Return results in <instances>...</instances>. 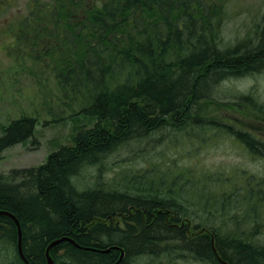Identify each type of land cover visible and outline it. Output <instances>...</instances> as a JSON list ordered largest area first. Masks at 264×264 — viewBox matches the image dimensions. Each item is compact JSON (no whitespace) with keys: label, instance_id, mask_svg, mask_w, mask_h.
I'll list each match as a JSON object with an SVG mask.
<instances>
[{"label":"trees","instance_id":"16d2710c","mask_svg":"<svg viewBox=\"0 0 264 264\" xmlns=\"http://www.w3.org/2000/svg\"><path fill=\"white\" fill-rule=\"evenodd\" d=\"M27 1L28 12L8 23L4 9L13 0H0L3 31L20 39L17 24L26 36L14 71L32 79L48 114L50 103L56 106V123L72 121L74 140L72 146L51 149L43 163L0 177V209L18 219L28 262L45 264L46 247L66 236L74 243L65 239L52 245L53 264H178L183 256L221 264L216 254L228 264H264V99L218 89L264 71V17L252 21L246 31L251 36L225 43L220 34L230 0ZM35 117L12 120L0 135V151L31 136ZM164 128L198 142L226 138L263 163L248 169L238 163L191 162V150L184 149L181 154L190 157L186 165L178 151L164 162L144 157L147 164L125 169L122 182L102 183L105 154L132 143L162 141ZM89 166L99 168L96 184L80 189L79 173ZM180 180L215 188L211 202L199 200L222 212L212 233L191 234L179 225L185 214L174 195L183 190ZM154 181L169 186L164 197L138 191L154 189ZM244 207L255 224L243 217ZM241 219L247 226L241 233L227 224ZM222 226L226 234L218 232ZM16 240L14 221L0 215V264H24Z\"/></svg>","mask_w":264,"mask_h":264},{"label":"rangeland","instance_id":"374dc122","mask_svg":"<svg viewBox=\"0 0 264 264\" xmlns=\"http://www.w3.org/2000/svg\"><path fill=\"white\" fill-rule=\"evenodd\" d=\"M23 0H17L15 5H10L4 10V15L9 18L8 23H11L13 19L21 17L28 12L26 7L27 4L22 5ZM27 1V0H25ZM228 13L230 16L226 19L224 27L222 29V34L225 43H231L235 38H245L251 36L248 32V28L252 25L253 20H261L264 17V0H230L228 4ZM3 12V11H2ZM2 20L0 18V135L5 131V127L10 124L13 119L21 118L24 115L38 114L39 119L34 127V132L32 138L23 141L22 143H16L15 145L5 148L0 151V177L7 175L13 168L29 167L32 165L39 164L43 162L46 154L60 145H74V140L72 137V121L66 119L58 124H50L47 121L50 116L47 115L46 107L41 103V96L39 95L38 88L33 83L32 79L23 73L15 72L18 66V60L16 59V53L20 47L25 46L26 36L22 34L19 25H15V28L20 34V39L18 35L15 36L13 31H3ZM14 23V22H13ZM252 38V37H251ZM12 45L11 49L8 46ZM7 48V49H6ZM24 63L27 64V58L24 57ZM26 69L25 67H23ZM225 85L218 87V89H234L240 92L249 93L252 95L264 99V71L262 73H254L252 75H247L243 77L234 78L231 82L224 83ZM221 93V92H219ZM51 109V119L57 118V109L53 103L49 105ZM66 113V112H65ZM237 114H235L236 116ZM245 117L249 120L253 117L246 114ZM46 121V123H45ZM86 120L81 118V122ZM94 123V120L90 121V126ZM262 125L264 126V120H262ZM191 133H199V129H194L192 127L188 128ZM260 133L264 132L260 129ZM161 131L165 135V139L162 141L150 140L147 143H132L128 144L126 148L114 150L111 153L105 154L100 162L102 183H112V182H122L123 173L125 169L141 168L147 164L141 158L147 157L150 161L164 162L168 160L170 156L174 155V152L178 151L179 158L180 154L184 149H190L191 152V162L200 161L205 162L208 165H228L233 163H238L248 166V169H255L263 163V160H254L245 156L241 150L233 147L231 140H226L222 137H211L206 138V143L203 141H192V138L187 139L185 135L187 133L183 131L170 132V129L164 128ZM167 139H166V132ZM188 131V130H187ZM206 135V134H205ZM204 135V136H205ZM196 143H201L202 145H196ZM194 145L198 147L196 151L192 152ZM181 154V162L186 165L189 153ZM160 154L164 160H160ZM181 164V163H180ZM180 169V168H178ZM177 169V170H178ZM96 171H99L97 166H89L83 168L80 173V182L83 186L79 188L82 189L86 186L92 187L96 183H93L94 175ZM118 173V175H116ZM93 177V178H92ZM114 178V179H113ZM132 179V178H130ZM146 180H149L148 174L145 176ZM193 180V178H191ZM191 180H180L181 188L183 190L175 191L174 195L178 200H181L184 205L185 214L181 215V222L179 225L186 227L187 231L191 234H196L201 231L211 232V226H217L221 221V210H217L212 206L208 209L206 205L200 203V199L203 198L204 203H209L214 198L215 188L198 186V181ZM95 181V180H94ZM154 183V189L152 188H141L138 190L141 194L150 197L152 195L160 194V197H164V190L166 189L167 183L160 186L156 181ZM118 190H123L121 185H117ZM159 189L162 191L159 192ZM142 190V191H141ZM156 190V191H155ZM196 190V193L194 194ZM138 191L130 189V193H138ZM182 191L184 194L182 197L177 196V192ZM173 195V196H174ZM183 198V199H182ZM246 206V205H245ZM245 208V207H244ZM246 215L244 218L253 219L254 216L248 208L246 207ZM238 216V215H237ZM264 216V214H263ZM230 219L233 217L230 215ZM245 219V220H246ZM263 220V217H261ZM234 221V220H233ZM264 221V220H263ZM244 220L235 222H228L231 228L237 232L243 228H247ZM258 223V228H261V222ZM260 225V227H259ZM230 226H227L228 230L231 231ZM218 232L220 234H226L225 229L219 227ZM245 231V230H244ZM239 235V233H235ZM212 235V234H211ZM212 238V237H211ZM258 238V236L256 237ZM62 252V251H61ZM54 259V257H53ZM177 259V257H176ZM178 264H205L202 260L188 258V256L178 257Z\"/></svg>","mask_w":264,"mask_h":264},{"label":"water","instance_id":"95a60500","mask_svg":"<svg viewBox=\"0 0 264 264\" xmlns=\"http://www.w3.org/2000/svg\"><path fill=\"white\" fill-rule=\"evenodd\" d=\"M0 215H8V216H10L11 218H13V220L15 221V223H16L17 226H18V221H17V219H16L14 216H12L11 213H9V212H7V211H2V210H0ZM64 239H65V238H59V239H57V240L52 241V242L48 245L47 249L45 250V255H46V258H47V262H46V264H52V259L50 258V255H49V248H50L52 245H54L55 243H57V242H59V241H63ZM71 241H72V240H71ZM72 242H73V241H72ZM17 249H18V253H19V255L23 258V260L25 261V263H26V264H29L28 261L26 260L25 256H24L23 252H22V249H21V244H20V230H19V226H18V243H17ZM219 260H220V262H221L222 264H227L224 260H222V259H219Z\"/></svg>","mask_w":264,"mask_h":264},{"label":"bare ground","instance_id":"6f19581e","mask_svg":"<svg viewBox=\"0 0 264 264\" xmlns=\"http://www.w3.org/2000/svg\"><path fill=\"white\" fill-rule=\"evenodd\" d=\"M12 214H13V213H12ZM59 238H65V239L70 240V241L72 240L71 238L66 237V236L59 237ZM59 238H56L55 240H57V239H59ZM65 239H64V240H65ZM53 241H54V240H53ZM72 241H73V243H74V240H72ZM72 241H71V242H72ZM50 243H51V242H50ZM47 247H48V246H47ZM47 247H46V249H47ZM46 249H45V250H46ZM49 249H50V248H49ZM109 249H110V248H106V249H104V251H108ZM121 256H122V253H121ZM52 264H53V263H52Z\"/></svg>","mask_w":264,"mask_h":264}]
</instances>
